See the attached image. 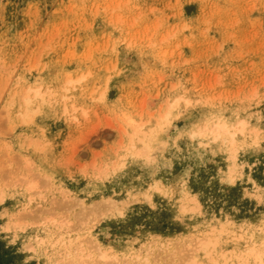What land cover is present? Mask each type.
Listing matches in <instances>:
<instances>
[{
  "label": "rangeland",
  "instance_id": "rangeland-1",
  "mask_svg": "<svg viewBox=\"0 0 264 264\" xmlns=\"http://www.w3.org/2000/svg\"><path fill=\"white\" fill-rule=\"evenodd\" d=\"M0 264H264V0H0Z\"/></svg>",
  "mask_w": 264,
  "mask_h": 264
},
{
  "label": "bare ground",
  "instance_id": "bare-ground-1",
  "mask_svg": "<svg viewBox=\"0 0 264 264\" xmlns=\"http://www.w3.org/2000/svg\"><path fill=\"white\" fill-rule=\"evenodd\" d=\"M212 128H210L209 131H211L212 133H214V135H217L218 133L221 132V130H227V126L225 125V123L223 122H216L215 124H213L211 126ZM238 130H241V128H237ZM237 129H234L233 131H230V136L231 138L234 137L235 133L237 132ZM91 242H94V241H91ZM202 242V241H201ZM204 242L206 241H203L202 244H204ZM96 243H94L95 245ZM206 244V243H205ZM203 246V245H201ZM102 257H105L106 255L104 254V252L102 251V254H101Z\"/></svg>",
  "mask_w": 264,
  "mask_h": 264
}]
</instances>
